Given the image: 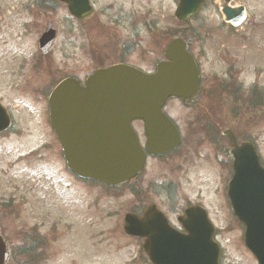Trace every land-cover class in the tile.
I'll list each match as a JSON object with an SVG mask.
<instances>
[{
    "label": "rangeland",
    "instance_id": "obj_1",
    "mask_svg": "<svg viewBox=\"0 0 264 264\" xmlns=\"http://www.w3.org/2000/svg\"><path fill=\"white\" fill-rule=\"evenodd\" d=\"M30 3L32 0H0V5L7 8ZM91 3L94 11L89 22L93 23L87 27L88 35L82 34V37L79 36L80 24L71 17L67 7L55 3L54 24L61 33L55 48L59 52L64 47V33L70 21L76 41L83 38L88 46L97 38V30L99 38L105 41L106 34L114 28L134 44L131 60L149 69L156 59L163 57L166 44L187 26L174 16L178 0H91ZM233 3L247 9L244 24L237 27L244 40L237 34H229V28L223 24L222 0H208L188 24L201 38L193 49L205 89L215 72L221 73L227 68L228 61L215 56L218 48L228 46L232 49V58L244 70L241 80L247 84L253 79L249 72L251 66L264 70V0H233ZM25 46L30 53L34 51V36L29 37ZM89 54V49L86 56L75 51L71 65L87 60L89 71ZM258 79L264 85V77ZM23 102L35 104L27 97ZM165 109L185 128L188 118L194 115L192 109L182 106L178 100H170ZM262 116L257 124H251L254 116L248 115L242 127L255 138L264 161V110ZM31 119L32 116L27 117L24 113L21 116L25 128L22 135L0 140V227L11 235L17 228L35 224L48 228L55 220L58 240L49 264H148L140 258L141 242L123 230L124 215L134 207L136 194L127 188L110 192L97 184L79 182L68 169L58 142L34 131L28 123ZM38 119L37 116L35 120ZM197 151L206 157L200 158ZM189 154V161L178 160L179 167L158 162L148 166L143 176L146 184L150 185L152 181L165 184L162 189L150 188L148 197L160 204L167 200L168 204L172 202L177 206L189 201L203 202L210 209L214 222L220 228L228 227L217 236L221 263L258 264L244 244V228L234 218L227 203V168L208 157L206 143L198 148L191 146ZM137 196L144 198L147 195L139 192Z\"/></svg>",
    "mask_w": 264,
    "mask_h": 264
},
{
    "label": "water",
    "instance_id": "obj_2",
    "mask_svg": "<svg viewBox=\"0 0 264 264\" xmlns=\"http://www.w3.org/2000/svg\"><path fill=\"white\" fill-rule=\"evenodd\" d=\"M58 1L79 18L92 11L89 0ZM204 1L179 0L176 18L187 21L197 14ZM222 12L227 21L237 23L243 17L244 7L226 5ZM53 39V30L45 33L40 39L41 47L47 49ZM164 55L166 59L150 74L116 65L96 71L85 86L67 79L55 88L50 96V119L73 173L119 185L138 175L146 153L162 155L179 145L178 130L162 108L170 97L192 98L199 73L183 39H173ZM134 120L144 123L145 149L131 125ZM233 153L235 174L228 196L235 215L245 225L246 246L259 264H264V169L250 143L236 147ZM185 213L187 218L182 224L187 233L171 228L155 206L149 207L143 218L127 214L125 231L144 239L143 250L152 264H219L220 248L213 239L214 228L206 212L191 207ZM7 256L0 237V264Z\"/></svg>",
    "mask_w": 264,
    "mask_h": 264
},
{
    "label": "flooded vegetation",
    "instance_id": "obj_3",
    "mask_svg": "<svg viewBox=\"0 0 264 264\" xmlns=\"http://www.w3.org/2000/svg\"><path fill=\"white\" fill-rule=\"evenodd\" d=\"M232 1L229 0L228 3L234 6L235 4ZM48 6V8L45 6L41 8L37 0H32V3L28 5L12 8L0 5V116L2 111L7 120L5 121L3 117L0 118V140L22 135L25 128L21 116L25 113V116L33 117L28 123H31L34 131L49 136L50 140L55 142L56 134L50 123L49 96L61 81L72 77L83 85L88 76L96 70L116 64H125L140 68L145 72H153L157 63L163 59L162 57L156 59L149 69L140 67L131 60L134 44L128 36H124L114 28H112L111 33L106 34L108 38L105 41L99 38L97 30V38L93 39L89 46L83 38L77 42L74 35H72L71 21L69 22L70 26L64 33L66 34L63 39L64 47L61 49L62 52H59L55 48L61 34L54 24L56 8H51L50 4ZM91 17L92 15L85 19L75 18V22L80 24L79 36L82 37V34L88 35L87 27L93 23L89 22ZM223 24L229 28V34H237L240 40H244L240 35L242 33L237 29L244 22L238 26L225 21H223ZM51 30L55 31V38L47 51H41L39 40L44 33ZM195 35L197 34L193 30V36L196 37ZM237 35L236 38H238ZM30 36H34L35 43V49L31 53L25 46ZM200 39V36L197 35L193 45L199 42ZM87 48L90 51L89 55H91L90 70L87 71V60L72 66L71 61L75 51H81L86 56L88 53ZM194 51L195 49H193V54L196 56L197 54ZM231 51L232 49L227 46L224 49L218 48L215 52L217 58L224 59L229 63L227 62V68L222 70L221 73L215 72L213 74L208 88L205 89L201 77L199 94L186 102L179 100L182 106L188 107L194 112V115L188 118L186 128L174 121L180 133L181 142L179 147L166 155H147L142 171L144 172L143 175H139L137 179L128 183V188L147 195L144 198L135 196L136 201L131 209L132 213L142 217L150 205H156L157 209L165 214L171 227L182 230L181 221L186 219L183 215L187 208L193 205L207 206L200 201H189L177 206L172 202L168 204L167 200L161 204L155 200H150L148 190L150 188L162 189L165 184H159L157 181H152L150 185L146 184L143 176L148 166L158 162L175 164L179 167L178 160L180 158L189 161L191 146L194 145L198 148L199 145L206 143L209 149L208 157L213 159L219 166L227 168L226 180L229 181L228 179L233 174L234 161L232 139L237 144L244 141L254 143L253 140L247 138V129L242 126L246 124L245 122L248 119V109L251 108L253 102H257L262 93L263 82L258 78L264 77V70L259 69L256 65L251 66L249 72L253 75V79L247 84L244 80H241V76L244 75L243 67L239 66V63L232 58L233 53ZM249 52L252 51L249 50ZM80 73H84V75ZM25 97L33 100L35 104L33 102L24 103L23 99ZM259 107L261 105L257 106V108ZM202 109L209 115L200 116L203 114ZM37 116L39 119L35 120ZM260 118L261 115H257L251 123L256 122L257 124ZM134 126L139 133L141 142L145 145V138L143 139L141 132V130L143 131V124L135 121ZM196 155H201L200 158L202 159L206 157L205 154L199 151ZM78 181L87 183L80 179ZM169 184L174 183L169 182ZM55 222V220L51 222L48 228L38 224L27 228H17L11 235L5 228L0 227V235L7 244L9 251L5 264H49L53 257V247L58 240L56 238L58 224ZM95 227H98V223ZM219 228L216 229L217 235H220L221 230L228 229L227 226Z\"/></svg>",
    "mask_w": 264,
    "mask_h": 264
},
{
    "label": "trees",
    "instance_id": "obj_4",
    "mask_svg": "<svg viewBox=\"0 0 264 264\" xmlns=\"http://www.w3.org/2000/svg\"><path fill=\"white\" fill-rule=\"evenodd\" d=\"M54 2H55V0H53ZM184 38H187L188 36H187V34H183L182 35ZM142 259L144 260L145 259V257L144 256H142Z\"/></svg>",
    "mask_w": 264,
    "mask_h": 264
}]
</instances>
